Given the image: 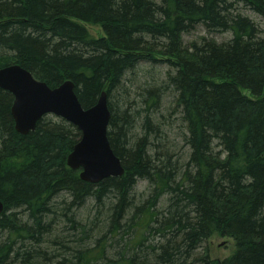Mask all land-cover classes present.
<instances>
[{"label": "trees", "instance_id": "16d2710c", "mask_svg": "<svg viewBox=\"0 0 264 264\" xmlns=\"http://www.w3.org/2000/svg\"><path fill=\"white\" fill-rule=\"evenodd\" d=\"M246 8L264 19V0H0V67L71 79L85 108L107 91L125 168L82 179L67 161L78 127L48 114L21 134L0 87V264H264V28ZM198 25L232 37L186 44ZM143 63L164 80L141 82ZM217 233L235 251L200 256Z\"/></svg>", "mask_w": 264, "mask_h": 264}, {"label": "water", "instance_id": "95a60500", "mask_svg": "<svg viewBox=\"0 0 264 264\" xmlns=\"http://www.w3.org/2000/svg\"><path fill=\"white\" fill-rule=\"evenodd\" d=\"M0 87L14 95L12 114L21 134L35 130L38 121L51 113L79 128L82 136L67 161L71 168L81 169L82 179L97 183L105 177L124 174L121 158L114 152L108 135L111 110L107 91L101 93L95 105L85 108L73 80L52 87L17 63L0 68ZM4 208L0 199V214Z\"/></svg>", "mask_w": 264, "mask_h": 264}, {"label": "rangeland", "instance_id": "374dc122", "mask_svg": "<svg viewBox=\"0 0 264 264\" xmlns=\"http://www.w3.org/2000/svg\"><path fill=\"white\" fill-rule=\"evenodd\" d=\"M245 13L253 17L262 28H264V19L262 16L257 14L251 9L246 8ZM89 31L94 35V36H102L105 35V31L103 29V26L101 24H91V23H85ZM232 37V33L230 31L227 32H210L204 25H198L194 30L191 32L185 33L184 34V41L186 44H190L193 41H201L202 38H208V39H215L217 41H224L228 40L229 38ZM141 66H144L143 68H149L152 70V73L144 72L142 69L138 68L137 71H139V78L142 80L141 82L145 80L152 81V83L157 84L158 82L164 80L165 77V70L164 64H156L153 65L151 63H143ZM148 73V74H146ZM150 75V76H148ZM153 75L155 80L153 79ZM151 78V79H150ZM173 99H170V97L167 96V99L165 98L163 100V106H162V111L161 113L164 114L168 118V121L166 123H172L171 127H168L171 131H169L170 138L175 141L174 144H177V148L175 146L173 147V150H176L178 152L183 153L188 149V146H186L185 142H182L180 139V136L178 135V121L174 123L173 125V120L175 119V115H173V109L172 107L174 106V103H171ZM170 104L173 106L170 108ZM139 191L145 190L147 187V181L141 179L139 181ZM236 249V242L235 239L229 236H224L219 233L214 234L213 236H210L202 245L201 250H200V256L204 257L209 254L210 258L213 260L217 259H223L229 255H231ZM201 264V263H200Z\"/></svg>", "mask_w": 264, "mask_h": 264}, {"label": "bare ground", "instance_id": "6f19581e", "mask_svg": "<svg viewBox=\"0 0 264 264\" xmlns=\"http://www.w3.org/2000/svg\"><path fill=\"white\" fill-rule=\"evenodd\" d=\"M8 65H10V64H8ZM4 66H7V65H4ZM4 66H1V67H4ZM1 67H0V68H1ZM138 190H139V188H138ZM139 192H142V191H139Z\"/></svg>", "mask_w": 264, "mask_h": 264}]
</instances>
